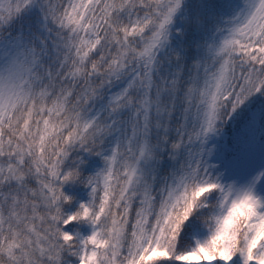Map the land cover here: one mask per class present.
I'll return each mask as SVG.
<instances>
[{
  "label": "snow or ice",
  "instance_id": "1",
  "mask_svg": "<svg viewBox=\"0 0 264 264\" xmlns=\"http://www.w3.org/2000/svg\"><path fill=\"white\" fill-rule=\"evenodd\" d=\"M0 264H264V0H0Z\"/></svg>",
  "mask_w": 264,
  "mask_h": 264
}]
</instances>
